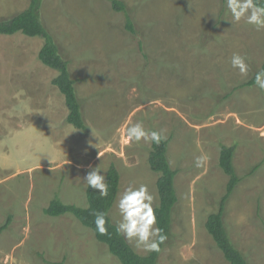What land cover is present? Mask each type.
<instances>
[{"label": "rangeland", "instance_id": "374dc122", "mask_svg": "<svg viewBox=\"0 0 264 264\" xmlns=\"http://www.w3.org/2000/svg\"><path fill=\"white\" fill-rule=\"evenodd\" d=\"M121 1L134 33L109 0L41 3V22L77 81L86 131L66 122L65 98L52 83L57 71L38 59L45 39L0 36V226L12 218L0 234V264H121L73 215L44 209L56 197L86 208L83 178L96 167L107 177L112 165L121 175L110 211L116 225L129 186L147 185L157 207L152 143H125L137 122L163 130L178 172L172 234L158 264H229L205 227L229 182L222 145H236L241 178L225 204L226 230L250 264H264V91L233 92L264 63V29L232 22L226 0ZM30 4L0 0V21ZM234 53L246 58V76L232 67ZM202 153L208 162L197 168Z\"/></svg>", "mask_w": 264, "mask_h": 264}, {"label": "trees", "instance_id": "16d2710c", "mask_svg": "<svg viewBox=\"0 0 264 264\" xmlns=\"http://www.w3.org/2000/svg\"><path fill=\"white\" fill-rule=\"evenodd\" d=\"M109 1L114 10L122 12L125 15L127 28L130 32L134 33L133 23L128 14L126 4L121 0ZM41 3L42 0H31V4L27 10L0 21V36L14 35L17 32H21L28 37H42L45 39L38 53V59L44 66L57 71V75L52 83L65 98V104L68 110L66 122L78 130L86 131L87 124L84 117L83 105L77 94V81L72 77L69 62L60 54L58 46L41 22ZM223 13L224 11H221V16ZM261 70H264V63L257 72ZM256 74L249 81L236 86L233 92L241 88L256 86ZM229 95L231 94L229 93L226 97L228 98ZM169 144V139L162 140L159 145L152 143L148 158L151 170L159 175L156 182L159 196V205L156 207L157 226L163 229L168 239L172 234L173 211L179 201L175 187V178L178 172L171 167L168 159ZM236 148V145L221 146L219 165L224 173L229 176V182L227 184L226 194L221 199L218 212L211 213L208 216L205 227L229 264H250L231 241L225 227L223 216L226 202L234 192L236 186L241 182V178L237 175L234 166ZM106 179L109 186V194L107 197H101L99 192L87 187L86 197L88 204L86 208H81L73 204H65L59 197H56L44 209V214L49 217H59L66 214L73 215L83 226L94 232L97 241L106 245L109 252L121 264H158L159 255L167 241L160 245V252H150L148 255H140L122 235L116 232V224L112 221L110 211L119 193L121 175L115 165L109 168ZM95 212H104L107 214L106 227L108 233L105 235H101L96 230L95 216L93 215ZM11 221L12 218L9 217L6 223L0 226V234L8 229Z\"/></svg>", "mask_w": 264, "mask_h": 264}, {"label": "clouds", "instance_id": "9594fccd", "mask_svg": "<svg viewBox=\"0 0 264 264\" xmlns=\"http://www.w3.org/2000/svg\"><path fill=\"white\" fill-rule=\"evenodd\" d=\"M226 5L227 10L231 13L232 22L240 23L243 21L245 24L253 26L257 31L264 29V0H226ZM231 65L244 76L250 70L246 58L238 53H234L231 57ZM255 85L264 91V70L257 72ZM165 139L167 137L163 134V130L149 131L145 129L142 123L137 122L127 128L125 143L143 141L159 145ZM207 162L208 156L206 154L202 153L195 158L197 168L204 167ZM83 179L86 186L99 192L101 197L108 196L109 186L106 176L101 175L100 167L93 168ZM155 200L156 198L148 186L140 184L138 187H127L119 196L117 203L121 219L116 225V232L128 242H134L136 247H142L148 252H160V245L168 239L163 229L157 226ZM93 215L95 216L96 230L101 235L107 234V214L95 212Z\"/></svg>", "mask_w": 264, "mask_h": 264}]
</instances>
